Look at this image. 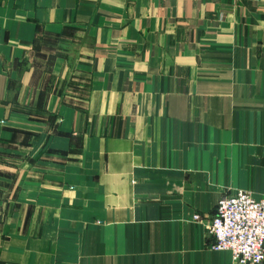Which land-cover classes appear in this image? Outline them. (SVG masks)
Wrapping results in <instances>:
<instances>
[{
	"label": "crops",
	"instance_id": "1",
	"mask_svg": "<svg viewBox=\"0 0 264 264\" xmlns=\"http://www.w3.org/2000/svg\"><path fill=\"white\" fill-rule=\"evenodd\" d=\"M0 264H236L219 201L264 199V0H0Z\"/></svg>",
	"mask_w": 264,
	"mask_h": 264
},
{
	"label": "built area",
	"instance_id": "2",
	"mask_svg": "<svg viewBox=\"0 0 264 264\" xmlns=\"http://www.w3.org/2000/svg\"><path fill=\"white\" fill-rule=\"evenodd\" d=\"M2 30L0 28V45ZM211 249L230 252L236 264H264V199L239 190L223 197L211 220Z\"/></svg>",
	"mask_w": 264,
	"mask_h": 264
}]
</instances>
